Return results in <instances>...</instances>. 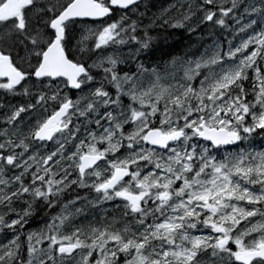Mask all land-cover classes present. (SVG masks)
<instances>
[{
  "label": "snow or ice",
  "instance_id": "snow-or-ice-1",
  "mask_svg": "<svg viewBox=\"0 0 264 264\" xmlns=\"http://www.w3.org/2000/svg\"><path fill=\"white\" fill-rule=\"evenodd\" d=\"M139 7L0 0V100L30 101L0 103V231L12 232L0 264H264V0L169 5L152 23L233 20L240 39L168 61L137 35ZM77 188L95 199H69Z\"/></svg>",
  "mask_w": 264,
  "mask_h": 264
},
{
  "label": "flooded vegetation",
  "instance_id": "flooded-vegetation-1",
  "mask_svg": "<svg viewBox=\"0 0 264 264\" xmlns=\"http://www.w3.org/2000/svg\"><path fill=\"white\" fill-rule=\"evenodd\" d=\"M157 1V2H156ZM177 2V0H141L140 1V7H139V11L138 12H142V13H150L149 11H162L164 9L169 8V5L175 4ZM160 3V4H159ZM181 3H185V0H181ZM119 14H123V13H119ZM179 15L175 12V11H169L164 17H167L168 19L171 18H177ZM185 26V23H184ZM183 28V29H181ZM185 27H173V26H160V27H155V28H150V29H146L147 30V37L151 38V46H155V40H156V35H159L162 32H166V33H171L173 34V31L176 30L178 32H181V34L183 35V39L185 40ZM174 29V30H173ZM181 29V30H180ZM139 35H143L144 30L142 31H138ZM141 35V36H142ZM184 48H185V43H184ZM155 58V55L152 56V59ZM68 95L72 96L73 99L76 98L77 96V91L76 90H71L68 92ZM75 120V117L73 118ZM91 127H95L94 125H92ZM1 141V139H0ZM55 143L54 141H50L48 142V144L46 145V147H51V145ZM69 150H72V146L69 145ZM18 171V170H17ZM8 175H11V172H8ZM75 187V186H74ZM75 194H79L80 196H88L89 200H94L96 194L94 192H89L85 189H75V193L71 196H69V199H74L75 198ZM79 206V204L77 205ZM113 207V202H106L102 205V207L97 208L91 215H89L88 220H82V222L84 223H88L89 221H94V222H99L101 217L105 214L103 209H111ZM3 210L2 207H0V211ZM60 209L59 208H52V209H48L45 211H41L39 209H37L38 214L35 215L32 219H30V223L26 224L24 226V231L26 232L29 228L30 229H34L37 228L38 225L42 224L43 222H45V220L51 216V213H53V215H55L57 212H59ZM50 214V215H49ZM14 216H10L9 219L13 218ZM0 235L1 236H5L9 239L12 238V232L8 229H4L3 231H0ZM21 239L23 240V236L21 237Z\"/></svg>",
  "mask_w": 264,
  "mask_h": 264
},
{
  "label": "rangeland",
  "instance_id": "rangeland-1",
  "mask_svg": "<svg viewBox=\"0 0 264 264\" xmlns=\"http://www.w3.org/2000/svg\"><path fill=\"white\" fill-rule=\"evenodd\" d=\"M187 2H189V0H185V3H187ZM190 2L193 5H195V3L197 2V0H190ZM223 2L226 3L227 0H223ZM138 11L139 10H137V12L135 14L129 13V18H130V20H138V21H141L142 20V23L139 24V28H141L140 31L144 27L145 28L143 30L145 31L146 28L147 29H150V28H155V27H160L161 26V24H160L159 21H157L156 23H152V21H153V19L155 17H159L162 14V11H159V10L158 11H154V12L153 11H149L150 13H142V12L140 13ZM141 14H143V15L141 16ZM120 15H122V14H118V15L114 16L113 19H119L120 18ZM164 18L165 19H168L167 17H164ZM177 19H179V16L177 18H173L172 20L170 19L169 25H163V27L164 26H172V25H174L176 23V20ZM227 22L229 23V25H231V27L229 29L225 30L223 33H222V30H220V34L219 35L213 36V37L221 40V42L225 46V51L227 50V41L228 40H233V35L231 34L232 33V29H234V28L237 27V25L235 24V22L233 20H228ZM183 23H185V30H187L188 32L190 31L191 33L197 31L199 29L198 27H201L202 26V25L197 26L194 22L190 24V22L184 21ZM196 27L198 29H196ZM139 28H138V31H139ZM192 29H195V30L192 31ZM138 34L139 33H137V35ZM213 37H211V41L209 42V45H211ZM77 38L79 39V36ZM239 39H240V37L237 36L236 39L233 40V43H239ZM117 47L120 48V49H122L125 53H127L129 51V49L127 47H125V46L118 45ZM110 51H111V49H109V52ZM98 54L99 55H107L108 53L107 52H101V53H98ZM191 59H195V58H191ZM245 88H246V90L249 91V93H251V89H250L251 88V84L250 83L246 82ZM2 95H3V92H2V90H0V96H2ZM248 99L251 101L253 99V96L251 94H249ZM8 102H10L13 105H17V104H26V103H28L30 101L28 100V98H25V97H21V96L13 97L11 95L8 96V97H6L4 100H0V103H8ZM46 107L48 108V111L51 112L55 108V105L52 104V102H49V104ZM37 114L38 113H30V114H27V115L22 114L24 116V123L27 124V122L29 120V116H35ZM4 127H7V125L4 123L3 110H0V129H2ZM82 133H83V129H82ZM0 139L2 141V138H0ZM259 146H260L259 145V141H257V143L255 145V147H256L257 150H259ZM54 148H55V143H53L51 145V147H45V148L41 149V154H44V152L47 151V150H53ZM17 151H19V150H17ZM21 207H23V205L17 204L16 205L17 211H19ZM3 211H5V209L1 210L0 212H3ZM52 215H53V213H51V216ZM30 222L31 221L29 220V222L27 224H29ZM43 227H44V222L42 224L38 225L37 228H34V229H30L29 228L27 231H29V230L36 231L38 229H42ZM8 240H9V238L0 235V244L7 243Z\"/></svg>",
  "mask_w": 264,
  "mask_h": 264
},
{
  "label": "trees",
  "instance_id": "trees-1",
  "mask_svg": "<svg viewBox=\"0 0 264 264\" xmlns=\"http://www.w3.org/2000/svg\"><path fill=\"white\" fill-rule=\"evenodd\" d=\"M186 31L187 30H185V40L183 39L181 32L176 30L173 31V34L162 32L159 35H156V44L154 47L152 46L153 55H155L153 60H164L166 58L165 61H168L172 59V57L180 58L185 56L184 54L190 53H195L196 55L191 57L188 56V58H196L202 53V50L204 51V47H201V45L207 46L209 44L208 42L211 41V37L220 34V29L218 26L209 30V26L207 25H202L197 31L192 33ZM224 31L225 30H223L222 33ZM249 75H252V73H249Z\"/></svg>",
  "mask_w": 264,
  "mask_h": 264
},
{
  "label": "bare ground",
  "instance_id": "bare-ground-1",
  "mask_svg": "<svg viewBox=\"0 0 264 264\" xmlns=\"http://www.w3.org/2000/svg\"><path fill=\"white\" fill-rule=\"evenodd\" d=\"M156 2H157V1H156ZM159 4H160V3H159ZM171 20H172V19H171ZM168 25H169V24H168ZM150 27H151V26H150ZM184 27H185V26H184ZM144 28H145V27H144ZM144 28H143V29H144ZM177 28H178V27H177ZM198 28H200V27H198ZM198 28L196 27V29H198ZM140 29H141V28H139V31H140ZM143 29H142V31H143ZM146 29H147V28H146ZM181 29H183V28H181ZM181 29H180V30H181ZM184 29H185V28H184ZM173 30H174V29H173ZM192 31H193V30H192ZM186 32H187V31H186ZM137 33H139V32H137ZM189 33H191V32L189 31ZM141 35H142V34H141ZM141 35H139V36H141ZM212 40H213V39H212ZM208 43H209V42H208ZM208 45H209V44H208ZM208 45H207V46H208ZM169 46H170V45H169ZM162 49H163V48H162ZM202 52H204V51L202 50ZM160 55H161V54H160ZM184 55H185V54H184ZM178 56H179V55H178ZM171 57H172V56H171ZM190 57H191V56H190ZM172 58H173V57H172ZM176 58H178V57H176ZM165 59H166V58H165ZM165 59H164V60H165ZM167 59H169V58H167ZM170 60H171V59H170ZM250 76H251V75H250ZM250 89H251V88H250Z\"/></svg>",
  "mask_w": 264,
  "mask_h": 264
},
{
  "label": "water",
  "instance_id": "water-1",
  "mask_svg": "<svg viewBox=\"0 0 264 264\" xmlns=\"http://www.w3.org/2000/svg\"><path fill=\"white\" fill-rule=\"evenodd\" d=\"M141 1V0H140Z\"/></svg>",
  "mask_w": 264,
  "mask_h": 264
}]
</instances>
